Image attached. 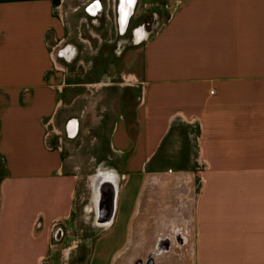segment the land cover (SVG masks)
Wrapping results in <instances>:
<instances>
[{
	"label": "crops",
	"instance_id": "1",
	"mask_svg": "<svg viewBox=\"0 0 264 264\" xmlns=\"http://www.w3.org/2000/svg\"><path fill=\"white\" fill-rule=\"evenodd\" d=\"M99 1L116 28L120 0ZM92 2L0 0V264H57L85 186L96 237L123 222L122 247L169 163L199 177L196 264H264V0H137L131 25L149 13L159 24L121 58L110 44L96 56L94 14H81ZM66 43L73 63L58 55ZM105 175L120 184L110 226L95 211ZM172 191L179 205L184 189Z\"/></svg>",
	"mask_w": 264,
	"mask_h": 264
},
{
	"label": "rangeland",
	"instance_id": "2",
	"mask_svg": "<svg viewBox=\"0 0 264 264\" xmlns=\"http://www.w3.org/2000/svg\"><path fill=\"white\" fill-rule=\"evenodd\" d=\"M84 7L85 6L82 8L81 14L86 16L87 13ZM86 145L87 144L84 146L86 147ZM79 146V142L72 143L71 150L73 154L78 153H76V151ZM83 151L84 155L91 152L90 149H84ZM81 161L82 160L76 157L73 163ZM85 161L86 163L82 167V171L83 179L86 183L88 175L92 173L93 168L87 164L86 159ZM174 165L175 164L172 163L167 164L165 173L157 175L156 178L153 179L152 188L147 191V196H149L148 206L138 210L137 214L134 215L128 223L126 240L122 247L120 246L121 240L119 237L122 236V231L127 226V224L123 222L114 223L112 226L113 228L111 227L112 229L110 231L105 232L106 235L103 234L99 239L96 237L103 232V229H98L91 225L92 219L89 217L91 215L87 214L85 210L90 204L89 201L85 200L87 194L85 186L84 196L82 193V197H84V207L83 203L80 204L77 209L78 218L75 215L67 224L66 237L64 241L58 245L57 249L59 253L57 254H60V256L58 255L55 258V262H57V264L61 262L68 264H106L104 254L109 256V253H116L118 250L119 254L117 253L115 256V264H135L139 260L145 261L151 252L156 253V244L158 241L164 240L167 241V244L165 243L166 245H164L165 250L168 251L170 247L173 249L170 253L164 252L162 256H156L155 264H196V257L193 254L195 230L192 208L195 203L194 195L195 193L197 195L198 192L197 189L196 192H194L193 186L194 184H199L197 183L199 177L193 176L191 169L187 166L179 168ZM179 170H184L186 176L182 178L177 177L176 172ZM177 186H179L180 189L182 188V190L184 189L179 195L181 201L179 205L175 204L173 199V197L177 195V192L173 193L172 191L176 189ZM132 190L133 189L129 188L125 192V199L121 198L122 202L125 200L130 201L131 196L135 197V192ZM80 197L81 194L79 195V199ZM102 238L105 239L104 246H102L104 242L101 243ZM107 240L113 244L107 246ZM74 246H77V248L73 250L72 255L66 262L62 255L63 250L67 247L72 248Z\"/></svg>",
	"mask_w": 264,
	"mask_h": 264
},
{
	"label": "flooded vegetation",
	"instance_id": "3",
	"mask_svg": "<svg viewBox=\"0 0 264 264\" xmlns=\"http://www.w3.org/2000/svg\"><path fill=\"white\" fill-rule=\"evenodd\" d=\"M136 5L137 0H120L119 9L117 10L118 26L111 29L109 28V24H106L107 16L105 10L101 5V1L94 0V2L84 7L86 13L91 12L94 14L92 18L94 22H92V25L96 30L95 38L98 42L97 44L100 45L96 56L103 55L105 52L103 47L107 46V44H110L112 46V52L114 56L117 58H121L128 48L138 47L142 45L143 43H137L142 40L146 33L152 32L158 27L159 16L157 13L146 14L145 16H143V19H141L140 22L136 23L134 26L131 25ZM131 8H134V10L132 11L133 13H130ZM83 36L84 34L82 32L79 36L81 37L79 41L82 44L86 45V42H84L82 39ZM58 55L61 56L64 61L73 63L79 55L78 46L72 43H66L59 49ZM127 78L128 77H123L122 83L125 86L130 87L129 85H131V80ZM69 127L74 128L75 123L71 121L69 123ZM110 169L115 168L112 167ZM110 196V194L107 195L106 193H104L102 201L110 203ZM165 243L167 244V241H158V243L156 244V253L151 252L145 261L139 260L135 264H155L156 256H162L164 252L170 253L173 249L172 247H170L169 250L166 251L164 248V245H166Z\"/></svg>",
	"mask_w": 264,
	"mask_h": 264
},
{
	"label": "water",
	"instance_id": "4",
	"mask_svg": "<svg viewBox=\"0 0 264 264\" xmlns=\"http://www.w3.org/2000/svg\"><path fill=\"white\" fill-rule=\"evenodd\" d=\"M134 10V8H131V12ZM153 33L152 32H148L146 33V35L142 38V40L137 43H144L149 36ZM100 174V173H99ZM98 174V176H99ZM115 182H111L108 186H105V188H108V190H110L111 192V201L110 203H106L104 201H102L104 195L101 197L99 205L95 207V211H96V215L97 218L99 217L100 219H104L106 221H104L103 223H105L106 226H110L113 222V217L115 214V210H116V201H117V192H118V178L114 179ZM115 188L116 191L112 188Z\"/></svg>",
	"mask_w": 264,
	"mask_h": 264
},
{
	"label": "bare ground",
	"instance_id": "5",
	"mask_svg": "<svg viewBox=\"0 0 264 264\" xmlns=\"http://www.w3.org/2000/svg\"><path fill=\"white\" fill-rule=\"evenodd\" d=\"M106 167V166H105ZM103 169V168H102ZM111 174V173H110ZM112 176H113V174H112ZM99 177H102V176H100V174H99V176L98 175H94L93 176V184H94V186H96L97 187V190L99 189V185H97L98 183V179H99ZM104 177H106V175L104 176ZM107 178V177H106ZM105 180V179H104ZM121 180V179H120ZM111 182H115L112 178H107V182L106 183H104V185L102 186V188L100 189V193L101 194H104V193H106L107 195L108 194H110L111 195V192H110V190H108V188H104L105 186H108ZM120 185V184H119ZM112 187V186H111ZM113 188V187H112ZM115 191H116V189L115 188H113ZM102 191V192H101ZM97 195V194H96ZM111 197V196H110ZM109 198V197H108ZM110 199V198H109ZM108 203V202H107ZM98 205H99V202H98ZM96 223V222H95ZM98 224V223H97ZM102 225V224H101ZM107 229V228H106Z\"/></svg>",
	"mask_w": 264,
	"mask_h": 264
},
{
	"label": "built area",
	"instance_id": "6",
	"mask_svg": "<svg viewBox=\"0 0 264 264\" xmlns=\"http://www.w3.org/2000/svg\"><path fill=\"white\" fill-rule=\"evenodd\" d=\"M212 94L214 93V91L211 92Z\"/></svg>",
	"mask_w": 264,
	"mask_h": 264
}]
</instances>
